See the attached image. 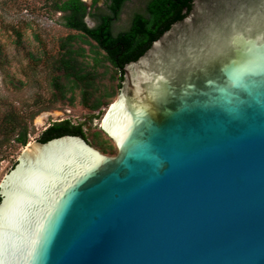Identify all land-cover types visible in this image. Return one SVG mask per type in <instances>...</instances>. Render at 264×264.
<instances>
[{
    "label": "water",
    "instance_id": "1",
    "mask_svg": "<svg viewBox=\"0 0 264 264\" xmlns=\"http://www.w3.org/2000/svg\"><path fill=\"white\" fill-rule=\"evenodd\" d=\"M186 12L124 67L101 122L116 155L26 145L0 183V264H264V0Z\"/></svg>",
    "mask_w": 264,
    "mask_h": 264
},
{
    "label": "rangeland",
    "instance_id": "2",
    "mask_svg": "<svg viewBox=\"0 0 264 264\" xmlns=\"http://www.w3.org/2000/svg\"><path fill=\"white\" fill-rule=\"evenodd\" d=\"M89 12L110 13L111 0H84ZM54 0H0V183L19 158L26 146L16 141L17 133L7 134L4 129L6 114L16 110L27 124L28 144L39 140L42 133L55 122L70 120L83 124L88 142L107 155H116L115 142L101 129V122L118 97V74L104 63L95 65L94 53L86 43L87 71L97 74V95L113 91L117 94L103 98L99 109L88 108L81 89L67 92L63 98L54 86L63 39L78 33L65 26L62 14L53 8ZM149 0H127L114 22L118 33L128 29L136 13H146ZM90 27L97 24L87 16ZM20 32V36L17 34ZM73 96V98H71Z\"/></svg>",
    "mask_w": 264,
    "mask_h": 264
},
{
    "label": "trees",
    "instance_id": "3",
    "mask_svg": "<svg viewBox=\"0 0 264 264\" xmlns=\"http://www.w3.org/2000/svg\"><path fill=\"white\" fill-rule=\"evenodd\" d=\"M126 1L111 0L110 13L97 14L89 12L84 0H54L52 3L53 8L61 12L65 26L78 32L63 39L59 57L55 61L54 68L58 75L54 77V86L63 98L67 97L68 91L74 93L76 89H81L85 105L96 110L104 105V97L117 94L109 90L104 95L96 94L98 88L94 86L97 74L87 71L83 64L87 55L86 48L80 42L89 43L96 66L103 62L118 74L117 87L120 91L126 64L138 60L174 23L184 19L186 10L191 11L195 0H149L146 13H136L128 29L115 33L114 22L119 19ZM89 15L97 20L94 27L86 22ZM17 34L21 35L20 32ZM4 129L9 135L17 133L16 141L21 145L28 144V126L16 110L6 114ZM66 134L88 139L83 124L75 125L70 120H64L46 128L39 140L46 142Z\"/></svg>",
    "mask_w": 264,
    "mask_h": 264
},
{
    "label": "bare ground",
    "instance_id": "4",
    "mask_svg": "<svg viewBox=\"0 0 264 264\" xmlns=\"http://www.w3.org/2000/svg\"><path fill=\"white\" fill-rule=\"evenodd\" d=\"M33 142H30L29 145H31ZM26 148V147H25Z\"/></svg>",
    "mask_w": 264,
    "mask_h": 264
}]
</instances>
